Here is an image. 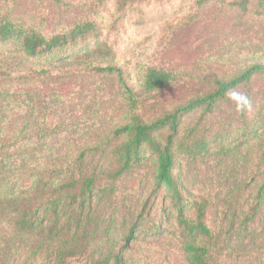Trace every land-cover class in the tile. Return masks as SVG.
Listing matches in <instances>:
<instances>
[{
  "label": "trees",
  "instance_id": "1",
  "mask_svg": "<svg viewBox=\"0 0 264 264\" xmlns=\"http://www.w3.org/2000/svg\"><path fill=\"white\" fill-rule=\"evenodd\" d=\"M78 1L83 16L51 34L0 17V41L14 45L16 54L39 66L27 71L25 79L49 75L56 62L73 59L114 80L125 107L124 121L100 131L95 146L96 152L110 156L114 163H88L90 149L80 150L67 163L31 167L24 189L0 193V244L4 246L0 264H20L21 254L25 261L40 259V264H70L86 257L91 259L86 264H110V260L119 264L120 241L126 245L162 231L175 243L182 264H219L225 239L208 223L209 196L194 192L182 180L184 166L214 156L221 171L233 172L240 187L251 189L245 220L253 219L264 204V97L252 101L233 122L217 128L208 122L231 92L264 76V41L252 43L256 52L232 73L206 75L199 93L146 119L145 99L175 81L176 75L135 52L121 58L104 34L105 24L113 29L119 23L150 21L139 6L146 0ZM189 1L176 0L162 17L181 13ZM215 1L244 17L264 16V0H197V4ZM105 5L112 7L111 14L102 12ZM4 83L0 76V87ZM227 159L236 163H224ZM137 168L151 170L154 188L162 190L161 218L168 223L164 230L157 224L145 227L138 217L127 215L128 210L119 215L118 180ZM7 176L0 163V185Z\"/></svg>",
  "mask_w": 264,
  "mask_h": 264
},
{
  "label": "rangeland",
  "instance_id": "2",
  "mask_svg": "<svg viewBox=\"0 0 264 264\" xmlns=\"http://www.w3.org/2000/svg\"><path fill=\"white\" fill-rule=\"evenodd\" d=\"M175 1L139 4L145 17L151 19L145 23H119L113 29L104 26L105 36L121 58L135 52L176 75L175 81L145 99L142 115L146 119L199 93L206 75L232 73L237 64L256 52L251 44L264 41V16L244 17L216 1L198 5L197 0H190L181 13L162 17ZM112 10L105 5L102 12L111 14ZM83 14L78 0H0V17L23 21L45 34L71 26ZM139 43L141 47H136ZM16 53L14 45L0 41V76L5 79L0 87V163L8 174L0 193L24 189L31 167L67 163L73 152L80 150L90 149L88 163H114L110 156L102 157L95 150L99 132L124 121L125 107L114 80L73 59L56 62L49 75L25 79L27 71L39 66ZM94 62L106 64L105 60ZM263 77L235 92L250 102L259 100L264 97ZM239 113L229 97L208 122L217 128L235 121ZM216 162L214 156L185 162L182 180L194 192L210 198L208 223L225 239L219 264H264V204L253 219L245 220L251 189L240 187L239 178L233 172L221 171ZM224 163L236 162L227 159ZM150 171L137 168L123 174L117 183L115 204L120 207L119 215L128 210L127 215L138 217L145 227L157 224L164 230L168 223L161 218L162 190L154 188ZM3 248L1 243L0 254ZM117 249L121 252L119 264H182L175 243L163 231L126 245L120 241ZM24 257L20 255V264H40V259L25 261ZM89 260L86 257L70 264ZM109 263L113 264L112 260Z\"/></svg>",
  "mask_w": 264,
  "mask_h": 264
},
{
  "label": "clouds",
  "instance_id": "3",
  "mask_svg": "<svg viewBox=\"0 0 264 264\" xmlns=\"http://www.w3.org/2000/svg\"><path fill=\"white\" fill-rule=\"evenodd\" d=\"M229 96L230 99H232L235 102L237 111H243L251 107V102L245 95L233 91L229 94Z\"/></svg>",
  "mask_w": 264,
  "mask_h": 264
}]
</instances>
